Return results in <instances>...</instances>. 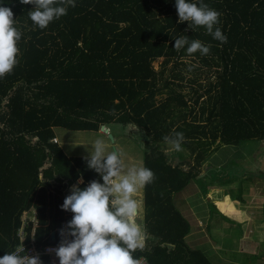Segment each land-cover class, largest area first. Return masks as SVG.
Returning <instances> with one entry per match:
<instances>
[{
    "label": "trees",
    "instance_id": "trees-1",
    "mask_svg": "<svg viewBox=\"0 0 264 264\" xmlns=\"http://www.w3.org/2000/svg\"><path fill=\"white\" fill-rule=\"evenodd\" d=\"M203 2L220 13L215 27L226 43L203 26L192 30L187 21L178 23L175 0H75V7L44 29L28 16L33 5L0 0L22 33L18 63L0 78V256L19 245L22 214L31 209L36 250L51 244L52 232L59 243L61 223L73 215L60 208L70 186L79 178L80 187L101 180L85 156H68L52 141V127L98 130L101 124L122 123L144 132L143 166L155 174L143 187L146 247L133 252L134 258L214 264L202 249L187 244L190 223L173 195L201 173L205 155L197 139L227 145L264 141V0ZM180 36L210 45L209 54L177 52L174 38ZM157 58H163L159 70L152 67ZM185 58L211 72L203 92L192 91L198 110L186 109L187 97L176 83L183 80L178 67L185 66ZM192 70L200 73L188 82L196 83L204 70ZM173 130L184 134L191 164L166 154L163 138ZM255 176L264 173L257 170ZM238 199L244 202L241 195ZM32 224L27 219L24 225L25 244ZM42 261L48 264L47 257Z\"/></svg>",
    "mask_w": 264,
    "mask_h": 264
},
{
    "label": "clouds",
    "instance_id": "clouds-1",
    "mask_svg": "<svg viewBox=\"0 0 264 264\" xmlns=\"http://www.w3.org/2000/svg\"><path fill=\"white\" fill-rule=\"evenodd\" d=\"M33 8L28 16L34 25L44 29L54 19L67 14L68 6L75 7V0H20ZM178 23L188 22L194 30L203 26L213 39L221 43L227 37L219 27L220 13L210 8L203 0L199 5L188 0H175ZM14 14L10 7L0 6V78L12 72L18 63V41L22 33L14 26ZM174 49L186 48L189 55L200 52L208 55L210 45L187 36L174 38ZM168 145L166 154L182 151L185 140L182 132L173 130L164 136ZM92 150L84 157L86 166L94 170L101 180L93 179L84 187L82 178L70 186V193L60 208L73 213L72 218L59 230L61 237L54 249L59 264H142L133 252L146 247L147 234L138 223L140 203L136 198L139 189L155 179L154 172L141 165H128L123 154L108 151L102 138L95 139ZM16 248L0 256V264H42L38 255H21Z\"/></svg>",
    "mask_w": 264,
    "mask_h": 264
},
{
    "label": "rangeland",
    "instance_id": "rangeland-1",
    "mask_svg": "<svg viewBox=\"0 0 264 264\" xmlns=\"http://www.w3.org/2000/svg\"><path fill=\"white\" fill-rule=\"evenodd\" d=\"M188 59H183L185 66L178 67L183 80L176 83L182 85L180 91L187 97L186 109L193 106L198 110V104L192 100V91L203 92L211 72ZM162 61L163 58H157L152 67L159 70ZM194 67H200L204 72L197 77L196 83H190L188 80L200 73L192 70ZM198 83L202 85L200 88ZM164 94L158 95V98ZM190 114L186 115L188 119ZM104 126L98 130H74L62 126L52 128L56 131L55 142L67 155L87 156L92 150V142L102 138L108 151L116 150L123 154L126 164L143 165L144 132L133 124ZM109 132L113 133L114 139ZM196 143L205 155L200 171L206 174L200 173L185 189L173 195L175 205L183 216L188 220L196 215L202 224L197 230L190 229L187 244L190 248L202 249L214 264H264V218L261 217L264 210V176H255L257 170L264 173V141L252 138L236 145H227L219 139L199 138ZM162 145L164 149L168 148L166 143ZM167 154L174 157V162L185 158L189 164L193 162V153L185 146L180 152ZM136 195L143 196V188ZM239 195L244 202L238 199ZM139 202L141 213L137 218L138 223L141 216L144 218L143 199L140 198Z\"/></svg>",
    "mask_w": 264,
    "mask_h": 264
},
{
    "label": "built area",
    "instance_id": "built-area-1",
    "mask_svg": "<svg viewBox=\"0 0 264 264\" xmlns=\"http://www.w3.org/2000/svg\"><path fill=\"white\" fill-rule=\"evenodd\" d=\"M52 139H53V142H55L54 136L52 137ZM21 219H22V224L18 230V237L20 239V243L16 247V248L23 249V251L21 252V255H24V254L38 255L40 259H42L43 257H47L50 259V264H59V258L55 255V251H54V249L58 246L59 243L50 244L46 246L42 251H38L34 247V238H33V233H32L31 240L29 241L28 244H25L24 243V225L27 221L25 217V213L24 215H22ZM64 226L65 225H63L62 227ZM138 259L141 260L142 264H151L144 257H140Z\"/></svg>",
    "mask_w": 264,
    "mask_h": 264
},
{
    "label": "crops",
    "instance_id": "crops-1",
    "mask_svg": "<svg viewBox=\"0 0 264 264\" xmlns=\"http://www.w3.org/2000/svg\"><path fill=\"white\" fill-rule=\"evenodd\" d=\"M54 131V130H53ZM55 132L56 131H54V136H56V134H55ZM52 141H53V139H52ZM64 150V149H63ZM68 156H71V155H68ZM201 173H203V174H206V172L204 173V172H201ZM202 174V175H203ZM81 178H79L78 180H80ZM70 189V188H69ZM207 192V191H206ZM136 198L138 199V201L140 200V198H142L143 199V196H140V197H137V195H136ZM174 200V199H173ZM140 203V202H139ZM175 203V202H174ZM193 206H194V204H193ZM140 210H141V204H140ZM140 210H139V213H141L140 212ZM24 213H25V217H26V219H32V222H33V224H32V227H31V235H32V233L34 232V229H35V226H36V212H35V210L34 209H31L30 211H24L23 212V214L22 215H24ZM141 215V214H140ZM143 215V214H142ZM192 215V213L190 214V216ZM248 216H249V214H248ZM143 219H142V216L140 217V224H141V226H142V224H143ZM188 221H189V223H190V229L191 230H194V229H196L197 230V228L198 227H201V222H200V220H199V217H197L196 215H194V216H191L190 218H188ZM243 222V221H242ZM63 225H66V223L65 222H62L61 223V227H60V229L62 228V226ZM191 230H190V232H189V235L186 237V239L189 237V236H191ZM51 236V235H50ZM226 236V235H225ZM227 237V236H226ZM34 238V237H33ZM228 238V237H227ZM31 240V239H30ZM55 243V242H54ZM54 243H51V244H54ZM50 245V244H49ZM48 246V245H47ZM35 247V246H34ZM46 247V246H45ZM44 247V248H45ZM36 249V248H35ZM42 251V250H41ZM254 257V256H253ZM43 259V258H42ZM42 259H41V261H42ZM42 264H43V261H42ZM48 264H50V259L48 258Z\"/></svg>",
    "mask_w": 264,
    "mask_h": 264
},
{
    "label": "water",
    "instance_id": "water-1",
    "mask_svg": "<svg viewBox=\"0 0 264 264\" xmlns=\"http://www.w3.org/2000/svg\"><path fill=\"white\" fill-rule=\"evenodd\" d=\"M101 128H105L104 124H101ZM106 130H109V128H106ZM110 137H112V139H114V135L112 132H109ZM50 243H54L55 242V235L54 232L51 233L50 239H49Z\"/></svg>",
    "mask_w": 264,
    "mask_h": 264
}]
</instances>
